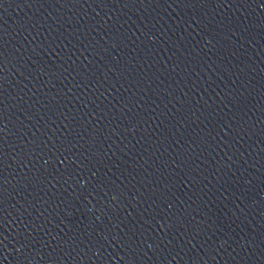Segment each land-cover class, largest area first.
Segmentation results:
<instances>
[{
    "label": "water",
    "instance_id": "water-1",
    "mask_svg": "<svg viewBox=\"0 0 264 264\" xmlns=\"http://www.w3.org/2000/svg\"><path fill=\"white\" fill-rule=\"evenodd\" d=\"M0 264H264V0H0Z\"/></svg>",
    "mask_w": 264,
    "mask_h": 264
}]
</instances>
